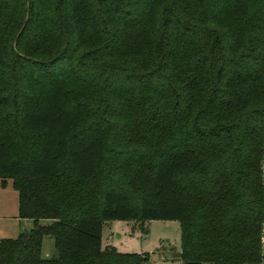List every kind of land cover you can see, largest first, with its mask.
<instances>
[{
    "label": "trees",
    "instance_id": "trees-1",
    "mask_svg": "<svg viewBox=\"0 0 264 264\" xmlns=\"http://www.w3.org/2000/svg\"><path fill=\"white\" fill-rule=\"evenodd\" d=\"M263 5L0 0V76L15 96L0 186L33 221L0 241V264H146L101 249L116 220L177 221L180 264H262L264 29L240 40L229 25Z\"/></svg>",
    "mask_w": 264,
    "mask_h": 264
},
{
    "label": "rangeland",
    "instance_id": "rangeland-1",
    "mask_svg": "<svg viewBox=\"0 0 264 264\" xmlns=\"http://www.w3.org/2000/svg\"><path fill=\"white\" fill-rule=\"evenodd\" d=\"M256 9L258 10L249 22L229 25L234 38L244 40L251 27L264 29V5ZM12 59L6 56L4 63H11ZM31 67L39 69L34 75L31 73L26 75L28 80L37 85L42 84V74H39L40 65L35 62ZM31 67L26 68L31 71ZM5 78L8 79L3 81L0 76L1 119L10 114L15 101L10 87L2 86L11 80L8 76ZM50 223L49 220L39 221L41 226H47ZM32 228V220L18 218V193L12 187V182L8 180L4 187L0 186V241L14 240L19 234L28 232ZM101 244V249L113 248L120 254H148L149 260L146 264H180L181 239L180 225L177 221H106L103 222ZM41 257L48 260L57 257L54 239L50 236L43 238Z\"/></svg>",
    "mask_w": 264,
    "mask_h": 264
},
{
    "label": "built area",
    "instance_id": "built-area-1",
    "mask_svg": "<svg viewBox=\"0 0 264 264\" xmlns=\"http://www.w3.org/2000/svg\"><path fill=\"white\" fill-rule=\"evenodd\" d=\"M262 173L264 175V169L262 170ZM262 241H263V244H264V230H263V235H262Z\"/></svg>",
    "mask_w": 264,
    "mask_h": 264
}]
</instances>
